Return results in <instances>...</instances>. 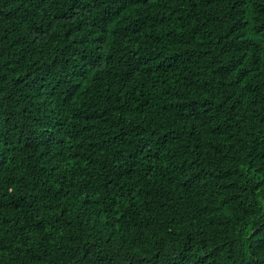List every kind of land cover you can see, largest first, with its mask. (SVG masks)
Returning a JSON list of instances; mask_svg holds the SVG:
<instances>
[{"label": "trees", "instance_id": "trees-1", "mask_svg": "<svg viewBox=\"0 0 264 264\" xmlns=\"http://www.w3.org/2000/svg\"><path fill=\"white\" fill-rule=\"evenodd\" d=\"M0 264H264V0H0Z\"/></svg>", "mask_w": 264, "mask_h": 264}]
</instances>
